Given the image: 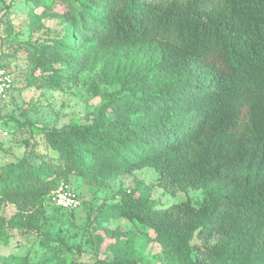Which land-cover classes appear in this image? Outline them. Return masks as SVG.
<instances>
[{"label":"trees","instance_id":"16d2710c","mask_svg":"<svg viewBox=\"0 0 264 264\" xmlns=\"http://www.w3.org/2000/svg\"><path fill=\"white\" fill-rule=\"evenodd\" d=\"M68 17L61 38L33 46L39 58H131L116 64L110 82L119 87L104 90L89 121L43 128L55 157L28 138L23 155L0 166V230L39 233L44 200L70 174L97 184L150 167L164 192L199 189L201 203L156 207L136 180L87 217L147 226L165 264H264V0H72ZM59 69L48 64L43 82L59 89ZM103 231L113 256L70 264H150L134 231Z\"/></svg>","mask_w":264,"mask_h":264},{"label":"rangeland","instance_id":"374dc122","mask_svg":"<svg viewBox=\"0 0 264 264\" xmlns=\"http://www.w3.org/2000/svg\"><path fill=\"white\" fill-rule=\"evenodd\" d=\"M72 0H53L36 4L34 0H0V57L9 71L14 87L0 101V166L19 159L30 138L35 150L45 157L56 156L46 147L43 128H60L72 123H85L96 114L107 92L118 89L110 76L116 64L130 59L122 52H103L88 59L76 53L64 55L46 50L45 59L39 58L33 46H48L61 38L70 25L68 14ZM75 29H73L74 32ZM82 34L74 36L76 43ZM109 66H104V63ZM50 64L60 68L59 89L43 82L50 79ZM104 70L110 72L109 77ZM92 79L98 83L95 90ZM157 173L145 167L115 178H103L90 184L82 177L70 174L66 183L78 196L79 205L72 210L57 209L51 200H44L48 221L39 233H21L11 228L0 230V264H70L93 262L112 257L110 240L103 228H118L136 233L135 248L141 251L150 264H165L162 248L152 241L153 231L147 226L124 218L104 221L100 216L87 217L89 210L105 209L118 200L117 192L135 186L140 180L146 185L148 195L156 207L188 199L193 205L202 201L199 189L166 193L155 185ZM16 211L7 204L4 214L9 218Z\"/></svg>","mask_w":264,"mask_h":264},{"label":"built area","instance_id":"2783aa9c","mask_svg":"<svg viewBox=\"0 0 264 264\" xmlns=\"http://www.w3.org/2000/svg\"><path fill=\"white\" fill-rule=\"evenodd\" d=\"M12 77L10 73L0 64V101L12 90ZM51 202L66 210H72L79 205L78 196L71 190V188L64 182L60 183L58 187L52 192L50 198Z\"/></svg>","mask_w":264,"mask_h":264}]
</instances>
